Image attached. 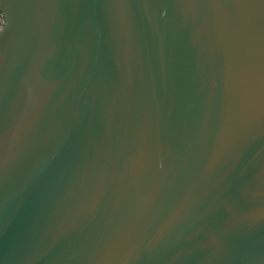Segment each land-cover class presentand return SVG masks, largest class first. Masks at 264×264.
Listing matches in <instances>:
<instances>
[{
  "label": "water",
  "instance_id": "water-1",
  "mask_svg": "<svg viewBox=\"0 0 264 264\" xmlns=\"http://www.w3.org/2000/svg\"><path fill=\"white\" fill-rule=\"evenodd\" d=\"M0 14V264H264V0Z\"/></svg>",
  "mask_w": 264,
  "mask_h": 264
},
{
  "label": "built area",
  "instance_id": "built-area-1",
  "mask_svg": "<svg viewBox=\"0 0 264 264\" xmlns=\"http://www.w3.org/2000/svg\"><path fill=\"white\" fill-rule=\"evenodd\" d=\"M3 27H4V16L0 14V31L3 29Z\"/></svg>",
  "mask_w": 264,
  "mask_h": 264
}]
</instances>
